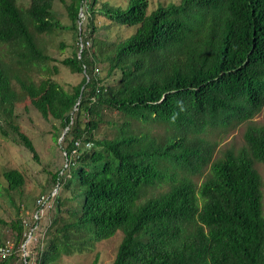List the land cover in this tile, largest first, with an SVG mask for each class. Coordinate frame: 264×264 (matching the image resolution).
I'll return each instance as SVG.
<instances>
[{
	"label": "trees",
	"instance_id": "obj_1",
	"mask_svg": "<svg viewBox=\"0 0 264 264\" xmlns=\"http://www.w3.org/2000/svg\"><path fill=\"white\" fill-rule=\"evenodd\" d=\"M20 1L0 0V44L19 67L45 74L38 82L23 79L0 55V104L12 114L15 79L41 116L64 129L67 159L53 177V215L34 234L28 264H60L119 230L112 264H264L256 167L264 165V127L252 122L264 108V0H180L156 9L150 0H127L125 7L71 0L67 12L83 48L62 64L84 74L71 91L51 78L52 58L39 41L66 28L53 12L57 0H29L28 7ZM83 12L87 27L78 30ZM99 18L106 30L134 33L98 38ZM106 111L120 120L106 121ZM242 124L245 146L214 159L210 133ZM105 125L112 136L97 138ZM14 130L36 158L32 141ZM3 175L8 190L25 183L17 170ZM11 226L16 251L27 230L20 220ZM16 262L24 264L14 253L0 264Z\"/></svg>",
	"mask_w": 264,
	"mask_h": 264
},
{
	"label": "rangeland",
	"instance_id": "obj_2",
	"mask_svg": "<svg viewBox=\"0 0 264 264\" xmlns=\"http://www.w3.org/2000/svg\"><path fill=\"white\" fill-rule=\"evenodd\" d=\"M111 4L125 7L127 0H110ZM71 0H57L54 2L53 12L58 22L65 29L54 30L50 34L40 37L39 41L44 52L52 58L47 63L51 71V78L66 91H71L77 86L84 74L71 73L62 64V60L72 57L73 53L80 47V38L72 29V22L68 16L67 5ZM180 0H150V9H156L159 5L167 6L170 3H179ZM29 0H22L20 4L29 6ZM86 3V0H85ZM84 3V4H85ZM85 6V5H84ZM87 15L83 12L77 21L78 30L82 24L87 27ZM105 20L98 19V32L96 36L101 39L125 40L134 33V28L124 26L109 25V29L104 27ZM79 34V33H78ZM92 46V39H89ZM0 55L8 64L12 63L15 70L19 71L23 79H34L36 82L41 80V70L32 69L27 71L15 63L11 56V48L6 44H0ZM102 65L96 64L94 71L100 78L105 76ZM13 86L19 97L15 102L12 114L5 111V107L0 104V220L5 223L0 225V244L7 242L15 244L16 233L12 229V224L20 220L29 222L33 218L36 209V200L40 195H49L56 188L53 182L54 175L65 168L67 164L66 154L60 144L65 133L60 127V123L53 118L44 119L39 111L32 105L31 99L21 90L18 82L13 79ZM117 113L106 111L104 119L106 121L120 120ZM255 125L264 127V108L252 119ZM14 126L24 133L33 143L36 150V158L22 143ZM246 124L229 130H214L210 133V139L216 145L214 159L227 149L238 151L245 146L244 133ZM109 125L101 126L95 133L97 138L112 136ZM56 136L58 140L56 141ZM257 169L263 181V208H264V165L257 163ZM17 170L24 176L25 183L18 190H8V183L4 178V172ZM200 184L203 179H195ZM53 215V208H47L39 221L40 230H43L50 222ZM38 238V235H37ZM123 239L122 231H118L108 240L100 241L95 246L84 253L73 256L63 257L60 264H92L98 256V264H112L120 243ZM37 240L32 241L27 246L30 251ZM20 262V260H19ZM17 264V262H16Z\"/></svg>",
	"mask_w": 264,
	"mask_h": 264
},
{
	"label": "built area",
	"instance_id": "obj_3",
	"mask_svg": "<svg viewBox=\"0 0 264 264\" xmlns=\"http://www.w3.org/2000/svg\"><path fill=\"white\" fill-rule=\"evenodd\" d=\"M87 45H90L87 43ZM81 49L83 48V45L80 44ZM97 71V70H96ZM76 145H79V143H76ZM88 145V144H87ZM89 146V145H88ZM57 194V189H55L51 194L49 195H40L36 200V209L33 214V218L27 222L24 220L23 224L25 229L27 230L26 241L15 251V245L13 243H5L0 244V262L3 260H6L7 258L11 257L14 253L19 256L24 264H28L26 261V258L29 254V251L27 249V246L36 239L34 238V234L39 229V221L44 215V212L47 208H50L53 205L54 198Z\"/></svg>",
	"mask_w": 264,
	"mask_h": 264
},
{
	"label": "water",
	"instance_id": "obj_4",
	"mask_svg": "<svg viewBox=\"0 0 264 264\" xmlns=\"http://www.w3.org/2000/svg\"><path fill=\"white\" fill-rule=\"evenodd\" d=\"M65 135V133L63 134V136Z\"/></svg>",
	"mask_w": 264,
	"mask_h": 264
}]
</instances>
